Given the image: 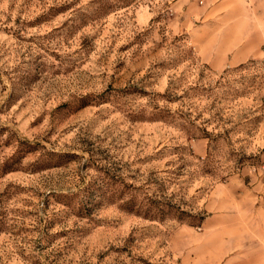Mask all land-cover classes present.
Listing matches in <instances>:
<instances>
[{
	"label": "rangeland",
	"instance_id": "374dc122",
	"mask_svg": "<svg viewBox=\"0 0 264 264\" xmlns=\"http://www.w3.org/2000/svg\"><path fill=\"white\" fill-rule=\"evenodd\" d=\"M196 23L0 0V264H227L205 220L229 180L264 185V42L214 69Z\"/></svg>",
	"mask_w": 264,
	"mask_h": 264
},
{
	"label": "crops",
	"instance_id": "0c3cea01",
	"mask_svg": "<svg viewBox=\"0 0 264 264\" xmlns=\"http://www.w3.org/2000/svg\"><path fill=\"white\" fill-rule=\"evenodd\" d=\"M178 1L183 14L198 21L196 26L211 29L202 58L214 69L253 58L254 44L264 42V0ZM234 183L228 181L226 200L205 220V229L213 239L227 236L233 251L227 264H264V185Z\"/></svg>",
	"mask_w": 264,
	"mask_h": 264
}]
</instances>
